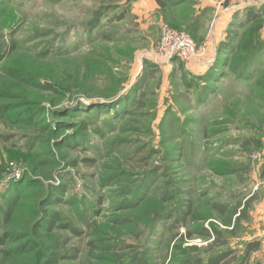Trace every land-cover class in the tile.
Wrapping results in <instances>:
<instances>
[{"label": "rangeland", "instance_id": "rangeland-1", "mask_svg": "<svg viewBox=\"0 0 264 264\" xmlns=\"http://www.w3.org/2000/svg\"><path fill=\"white\" fill-rule=\"evenodd\" d=\"M263 1L0 0V264H264L231 232L263 189L264 43L233 66Z\"/></svg>", "mask_w": 264, "mask_h": 264}, {"label": "crops", "instance_id": "crops-1", "mask_svg": "<svg viewBox=\"0 0 264 264\" xmlns=\"http://www.w3.org/2000/svg\"><path fill=\"white\" fill-rule=\"evenodd\" d=\"M263 5L264 1L261 3L259 11ZM220 10H222L220 12L221 14L218 16V19L213 22V33L209 39L204 40L202 44L204 46L202 49L205 50V53H207L209 57L204 59L205 65L199 64L195 66L194 69L197 72H191L194 78L207 76L213 71H218L217 67L222 64V60L226 58V52H228L231 47L230 45L234 43V39H236L232 37V23L236 21L235 15L238 11L230 7V4ZM262 15V26L258 36L260 42L264 43V13ZM209 79H211V77ZM249 208L247 213L248 219L244 225V233H246L244 239L246 242H252V240L259 241L261 243V250H264V189H260L259 194L251 201Z\"/></svg>", "mask_w": 264, "mask_h": 264}, {"label": "trees", "instance_id": "trees-1", "mask_svg": "<svg viewBox=\"0 0 264 264\" xmlns=\"http://www.w3.org/2000/svg\"><path fill=\"white\" fill-rule=\"evenodd\" d=\"M158 4L161 7L163 6L160 2ZM259 12H261L260 14L264 13V5L262 6V8H261V10ZM250 20H251V22H248L250 25L246 28L247 29L246 32L240 38V40H241L240 49H241V52H243V54L245 56L240 57L238 59V64L237 63L233 64V66H235L237 68H239L238 65H241L246 60L247 54L250 53L254 49V46H256V43H259V44L261 43L260 40H259L258 34L261 31L262 17L258 18V16H254V15L250 14ZM231 70L234 73V69L231 68ZM11 74H13V73H11ZM261 179H264V176ZM22 187H20V189ZM16 191H18V190L14 189V191H13L14 194H15ZM53 196H54V194H51V197H50L49 200L46 201L45 206H47L49 204H52L54 202V201H52L54 199H51V198H54ZM255 197L254 196H250V198L247 200L246 203L240 205V207L242 208L243 211H241V213H235L234 214L233 218H234L235 222L233 221L234 224H232L233 225V228H232V231H231L232 233H233V230L236 228V226L238 225V223L240 221H244V222L247 221V219H248L247 213H248V210L250 209L249 206L251 204V201H253L255 199ZM8 201L11 202V200H8ZM11 203L7 204V208H6V206H4L2 208L3 210L0 208V211L3 212V214H4V215H2L3 218H1V221H6L7 222V220L12 215L11 214L12 213V209H10ZM44 213H45V216H44L43 220H44L45 224L49 228H52L53 225L56 222V218L55 217H49V216H51L50 212H44ZM43 229L46 230L45 227H43ZM35 230H37V235H39L40 234V227L39 226L35 227ZM7 236H8V234H7ZM7 236H4V237L0 238V246L4 245V243L7 241ZM22 248H24V247H21V249ZM260 251H261V243L259 241L252 240V242H246L245 245H244V257H245V260L249 259L252 254L258 253ZM220 258H221L220 256L216 257V259L213 261V263L214 264H218L219 261H220L219 260ZM35 262H36L35 264H40L39 260H35ZM49 262H50L49 264H57V255H54L49 260ZM196 264H201V262H197Z\"/></svg>", "mask_w": 264, "mask_h": 264}, {"label": "built area", "instance_id": "built-area-1", "mask_svg": "<svg viewBox=\"0 0 264 264\" xmlns=\"http://www.w3.org/2000/svg\"><path fill=\"white\" fill-rule=\"evenodd\" d=\"M189 42V41H188ZM185 47L187 48V50L185 51V52H182V53H180L181 54V57L184 55V54H186V56H188V57H191V55L194 53V47L192 46V44H186L185 45ZM204 52V51H203ZM179 53V52H178ZM177 53V54H178ZM171 54H172V52H171ZM263 180V181H262ZM261 181H262V183H261V186H262V188L264 189V179H262Z\"/></svg>", "mask_w": 264, "mask_h": 264}]
</instances>
